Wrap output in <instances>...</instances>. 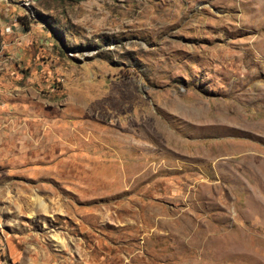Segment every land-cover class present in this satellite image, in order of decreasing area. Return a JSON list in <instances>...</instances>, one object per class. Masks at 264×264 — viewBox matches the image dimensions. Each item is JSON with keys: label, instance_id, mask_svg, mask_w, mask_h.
<instances>
[{"label": "rangeland", "instance_id": "obj_1", "mask_svg": "<svg viewBox=\"0 0 264 264\" xmlns=\"http://www.w3.org/2000/svg\"><path fill=\"white\" fill-rule=\"evenodd\" d=\"M0 264H264V0H0Z\"/></svg>", "mask_w": 264, "mask_h": 264}, {"label": "bare ground", "instance_id": "obj_2", "mask_svg": "<svg viewBox=\"0 0 264 264\" xmlns=\"http://www.w3.org/2000/svg\"><path fill=\"white\" fill-rule=\"evenodd\" d=\"M229 45H232V44L230 43ZM231 47H232V46H231ZM230 49H231V48H230ZM225 50H226V49H225ZM223 51H224V49H222V50L220 49V50H219V48H218V50H217L216 52H217L219 55H220V54H223V57H226L227 54H226L225 52H223ZM227 52H229V49H228ZM230 53H231V51H230ZM231 56H232V54H231ZM218 58H219V57H218Z\"/></svg>", "mask_w": 264, "mask_h": 264}]
</instances>
